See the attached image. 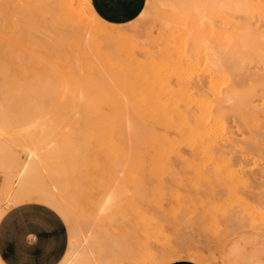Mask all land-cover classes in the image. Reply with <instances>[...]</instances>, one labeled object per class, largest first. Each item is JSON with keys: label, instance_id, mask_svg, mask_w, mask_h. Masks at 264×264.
Listing matches in <instances>:
<instances>
[{"label": "rangeland", "instance_id": "obj_1", "mask_svg": "<svg viewBox=\"0 0 264 264\" xmlns=\"http://www.w3.org/2000/svg\"><path fill=\"white\" fill-rule=\"evenodd\" d=\"M258 2L264 4V0ZM39 3L40 0H0V105L8 102L14 104L11 108L16 112L27 107L37 116L51 115L58 119L56 130L61 146L72 151V156L66 152L68 157L57 159V175L74 184L70 193L59 190L65 202L67 196L70 198L66 203L71 212V221H66L70 243L75 242L71 228L82 234V238L87 232L83 239L96 246L97 252L104 253L102 243L109 238L111 242H120L121 247L108 242L110 247L113 244L116 247H112L115 253L112 248L105 250L110 264L113 261L112 264L138 261L144 264L143 259L148 260L151 255L147 264L155 262L151 259L156 254L177 249L202 254L211 264H264V59L253 56L249 63L238 65V71L230 63L221 71L213 70L206 61L205 49L198 48L194 36L184 32L185 27L177 28L182 25L178 18L175 25L179 24L171 30L163 21L140 17L133 24L129 22L132 28L126 35L131 39L122 38L117 47L118 60L124 57L128 61L127 64L125 59L116 60L118 70L122 68L126 72L123 86L120 80L114 81L119 84H115L116 91L120 88L123 104L113 107L90 102V107L72 106V95L76 93L111 91L103 88L94 91L97 84L103 87L108 82L92 81L85 69L90 66L88 63L100 62L102 69H109L103 71H112L114 65L103 67L101 63H108V59L109 63L115 62L117 58H113L115 52L112 55L110 45L103 44L105 37L101 32L96 47L89 45V50L84 46L88 51L83 49V53L74 49L78 48L74 42L81 39L68 38L67 43L56 40L64 26L67 30L98 29V19L89 0L82 1L71 15L58 13L51 18L40 9ZM205 27L207 32L211 30ZM259 32L264 36L263 26ZM260 39L253 52L263 50ZM96 52L108 56L97 59ZM99 65L94 68L101 70ZM253 88L257 92L250 93ZM230 92L234 96L227 101ZM134 97L138 103L132 101ZM20 158L24 155L20 154ZM1 180L0 173V183ZM109 188L115 191L112 195L116 202L111 216L103 221L98 216L97 203ZM103 228L109 229L113 236L109 232L104 238ZM231 239L244 241L241 255L235 258L226 252ZM117 249L122 252L118 253L120 256Z\"/></svg>", "mask_w": 264, "mask_h": 264}, {"label": "bare ground", "instance_id": "obj_2", "mask_svg": "<svg viewBox=\"0 0 264 264\" xmlns=\"http://www.w3.org/2000/svg\"><path fill=\"white\" fill-rule=\"evenodd\" d=\"M82 1H86V0H40L41 4L40 3L39 4L41 5V8H40V6H39V8L41 10L45 11L48 18L49 17L50 18L56 17V15L58 13H64V14H70L71 15L72 13L76 12V10L79 8L80 5H82L81 4ZM20 2L22 3V1H20ZM36 5H34V6H36ZM87 5H89V4H87ZM22 8H24V7H22ZM33 9L35 10L34 7H33ZM45 13H43V14H45ZM140 17L141 18L146 17L148 19L153 18V20H156L155 22L163 21V23H165V25L168 24L167 27H169V29L171 27V30L174 27L176 28V25H178L179 23L182 24V25H178L177 28L181 27V29L183 30L185 27L186 29L184 32L188 31V33L190 32V34L192 36H194L198 48H202V49L206 50V51L204 50V53H205L204 55L206 56V59H207L206 61L208 62L209 67L213 70L221 71L226 67L227 63L233 64V66L237 70L238 65L241 66L242 64L249 63L250 58L253 56L256 57L258 60L264 59V51H263L264 50V36L260 35L261 32H259V28L261 26L264 27V4L258 2V0H147L146 6H145L144 10L142 11V13L139 15L138 19H141ZM177 18L180 21L178 24L175 25V21H177ZM97 19H98V22H97L98 23V25H97L98 29L79 30L77 28V30H78L77 31L75 29H68L67 30V29H65V26H64V28L62 29V33L57 35L58 39H56V40L61 41V42L62 41L65 42L66 40H68V38H71V39L73 38L74 40L75 39H77V40L81 39V42L80 41L74 42V44L78 47V48H74V49L81 50V52H82V50L85 48L84 46H86L85 49H89V48H87V46H89V45L95 46L94 44H96L97 37L99 36L98 33L101 32L103 34V36L105 37V39L103 37H101V38H103V42L105 40V43H103V44L106 45L107 47H108V45H110L109 47H111V48H109V50L112 51V55H113V52H115V54L113 55V58H117V59H115V62L109 63V59H108V63H104V62L101 63V65H103V67H105V64L109 65L110 68H111V66L114 65L113 67H115L114 68L115 70L113 69L112 71H103V70H109V69H107V67H105V69H102L99 65L100 62H98V63L96 62V64L99 65V68H101V70L94 68V66H98V65H96V64L93 65V64H89V63L87 65H90V66L87 69H85V72L88 74V78L91 77L92 81L93 80L99 81V79H100V81L102 80V81L108 82V84L102 85L103 87H100L99 84H97V86H95L93 88V90L103 88V89L111 90V91H109V92L105 91L104 92V90H103V92H100L101 91L100 90L99 93H96L97 91L91 92V93H89V92H87V93H76V94L72 95V100L70 99L72 101V103H71L72 106H77V107L81 106L83 108L84 106H88V104L90 102H91V104L93 103V105H97V106L104 104V103H108V105H112V106L113 105L118 106V105L123 104L124 99H122L123 96H122V94H120L122 92L118 93L120 88H119L118 92L116 91L117 90L116 88L119 84L114 83V81L117 82L118 80H120V84H122V86H123L122 80L126 76L125 75L126 72L123 73L122 68L120 70H118L119 65L117 63L120 60V58H122V57H120L118 60L119 53L117 52V50H118L117 47L120 46V40H122V38H128L129 37L128 34H127L128 36L126 35V31L129 32L128 30L129 29L131 30L132 26L131 27H129V26L131 24H133V21L130 22L131 24L128 23V25H127V23H123V24L108 23L98 16H97ZM136 20H137V18H136ZM49 24L52 26H59L58 23H56V22H49ZM153 24H156V23H153ZM50 25L48 27H50ZM157 25H159V24H157ZM220 25H221V28L218 27ZM137 26H138V24H137ZM139 27H140V25H139ZM162 27L165 28L166 30H169L165 26H162ZM204 27L207 29L209 28L211 30L209 32H207L206 29H205L206 31L204 30ZM57 30H60V29H57ZM140 30H141V28H140ZM166 30H165V32H166ZM51 32H53V31H51ZM59 32H57V33H59ZM131 34H134V33L132 32ZM138 34H140V33L138 32ZM54 35H56V34H54ZM134 35H136V34H134ZM258 37L262 38V40L260 39L261 44H262L260 47H261V50L262 49L263 50L260 53H256V52L252 51L256 48L255 45H258L257 44L258 42H256ZM85 38H86V40H84ZM129 38L131 39V37H129ZM130 39H129V41H130ZM136 39H137V37H136ZM82 40L86 41V43L84 42V44H83ZM65 43H67V42H65ZM74 44H72V45H74ZM196 44H193L195 46V48L197 47ZM111 45L114 46V48L115 47L116 48L115 49L112 48ZM103 48H104V46H103ZM103 48H102V50H103ZM257 48H259V47H257ZM109 50H105V51H109ZM66 51H68V50H66ZM85 51H88V50H85ZM120 51H122V50H120ZM92 53H94V52H92ZM89 54H91V53H89ZM107 54L108 53H106V55ZM123 54H124V52H123ZM195 54H197V53H195ZM70 55H71V53H70ZM94 55H96L95 57L97 59L98 58H100V59L106 58L105 57L106 55L104 56L102 53H99V52H96ZM160 55H159V57H160ZM78 57H80V56L78 55ZM81 57H82V55H81ZM89 57L90 56H88V58ZM92 57H93V55H92ZM92 57H91V59H92ZM75 58H76V56H75ZM82 58L84 59V57H82ZM82 58L81 59L78 58V59L83 60ZM185 58H184V60H185ZM110 59L112 61V58H110ZM122 59H125V58L123 57ZM72 60H74V59H72ZM116 60H118V61L116 62ZM126 61L127 60L125 59V62ZM77 62H79V61H77ZM93 62H95V61H92V63ZM105 62H107V61H105ZM81 63H84V62L81 61ZM81 63H79V64H81ZM75 64H77V66H78V63H75ZM84 64L86 65V63H84ZM127 64H128V61H127ZM170 66H171V64H170ZM81 67H82V64H81ZM127 67L129 68V65ZM77 68H76V70L79 71ZM177 68H178V66H177ZM120 71L123 74H121ZM127 71H128V69H127ZM248 71H249V69H248ZM81 72L82 71H80L79 74H81ZM85 72H84V74H85ZM119 73L121 75H123V78L121 76H119L120 75ZM181 73H183V72H181ZM208 73H210V72H208ZM225 73H227V72L225 71ZM246 73H244V74H246ZM136 74H138V73H136ZM139 74H138V76H140ZM129 75L130 74H128V76ZM138 76H137V78H139ZM119 77L122 79H119ZM217 77H220V76H217ZM77 78H79V77L77 76ZM77 78H75V80H77ZM212 78H213V76H212ZM126 80L127 79H125L124 81L126 82ZM69 81H71L70 78H69ZM81 81H83V80L81 79ZM121 81H122V83H121ZM250 81H251V79H250ZM77 82H78V80H77ZM208 82H210V81H208ZM235 82H236V80H235ZM251 82L248 85H251ZM66 83H68V82H66ZM73 83H71V84H73ZM80 83L83 85L85 84L82 82H80ZM126 83H128V81ZM137 83H138V81H137ZM208 84H210V83H208ZM65 85H67V84H65ZM127 85H129V83ZM127 85L125 86L126 88H127ZM263 85H261L262 88H263ZM222 86H224V85H222ZM66 87H68V86H66ZM69 87H70V85H69ZM71 88H72V86L68 89V91ZM75 88H76V86H75ZM126 88H125V90L127 91ZM141 88H143V87H141ZM80 89H84V88L82 87ZM85 89H84V91H85ZM88 89H89V86H88ZM88 89L86 91H88ZM220 89H222V88H220ZM253 90L256 91V88L251 89L250 93H254ZM130 91H131V89H130ZM240 91H241V89H240ZM261 91H263V90L261 89ZM70 92H71V90H70ZM75 92H77V89L75 90ZM242 92L243 91H241V93ZM171 93H173V92H171ZM178 94H179V92H178ZM209 94H210V91H209ZM136 95H137V93H136ZM195 96H197V95H195ZM198 96H199V94H198ZM201 96H203V93ZM233 96H234L233 92H230L228 95H226L227 101L228 100L231 101L233 99ZM249 96L250 95H248V97ZM160 97H161V95H160ZM189 98H190V96H189ZM203 98H201V99L203 100ZM135 99H136V97H134L133 100L132 99L131 100L133 102H135V101H137V99L136 100ZM162 99H164V98H162ZM166 99H168L167 96H166ZM186 99H187V97H186ZM150 100H151V98H150ZM183 100H184V98H183ZM153 101H155V100H153ZM172 101H174V100H172ZM139 102H140V100H139ZM178 102H180V101L178 100ZM137 103H138V101H137ZM137 103H135L134 105H136ZM213 103L215 104L216 102H213ZM263 103L264 102H262V104ZM52 104H49V105H52ZM235 104H237V103L235 102ZM12 105L14 106V104H10L8 102H6L5 105H0V173L2 174V180L0 183V217L2 216V214L5 212V210L11 204H15V203L21 202L23 200H31V199L35 200L36 199L38 201H41L45 204L50 205L54 209H56L61 214V216L65 219V221H67V222L71 221L70 208L66 204V203H69L68 199L70 201V198H68L69 196H67L66 197L67 199L65 202L64 201L65 199L62 196H60L61 194L59 193V190L64 189V190H67V193H70V189L72 186H74V184L68 183L63 178H60L57 175V171H59V170H57V159L60 156H63V157L59 158L60 160H61V158L68 157V155L72 156V151H71L70 147H69L70 149H68L67 147L61 146L62 143H61V141L57 135V130H56L58 119H56L55 116H51V115H45L44 117H41L38 114L39 116H37V114L32 113L30 108L28 109L27 107L22 108L20 111L18 110L16 112V110H14L15 108L14 109L11 108ZM44 105H46V104H44ZM90 105L88 107H90ZM176 105H177V103H176ZM182 105H183V103H182ZM192 105L193 104H191V106ZM216 105H218V104H216ZM39 106H40V104H39ZM200 106L201 105L199 104L198 107H200ZM109 107H111V106H109ZM215 107H217V106H215ZM253 107L255 108V106H253ZM192 108H194V107H192ZM216 109H218V108H216ZM39 110H37V111H39ZM256 110H257V108H256ZM39 112H37V113H39ZM165 113H166V111H165ZM167 130H168V128H167ZM165 131H166V129H165ZM158 132H159V130H158ZM180 132H182V131L180 130ZM164 136H166V135H164ZM222 143H224V142H222ZM224 145H226V144H224ZM70 151H71V153L69 154ZM66 152L68 155L66 154ZM20 154L24 155V158L21 159ZM64 162H66V161H64ZM62 164H63V162H62ZM60 169H61V167H60ZM64 169H63V171H64ZM75 187H74V189L77 188V187L76 188ZM72 190H73V187H72ZM109 190L110 191H108L105 195H102V197L98 198V203H97V205H98L97 206L98 207V216L102 217L103 221L105 218L111 216V213H113L112 208L114 207V204L116 202V199H114L115 195H112V193H114L115 191L113 190L111 192L110 188H109ZM65 195H67V194H65ZM75 201L78 203L77 200H75ZM103 223L104 222H102V224ZM103 227H105V226L103 225ZM71 229H70V231L73 234V239H75V242L70 243L68 252H67V254H66V256H65V258L61 264H110L108 262L109 259L106 258L107 252H105V250L107 251V249H109V251H112V250L114 251L115 249H113L112 247L116 248L115 245H116V243H118V241L116 243L111 242L112 240L109 238L107 240L108 242L111 240L110 243H115V245L113 244L112 247H110L111 244H109L108 242L105 243L103 241L102 247L104 248L103 250H104L105 255H102L104 253L97 252L95 250L96 246L94 248L93 244L84 241L83 238L85 237V234H87V232L84 233L83 231H81L84 233L83 238H82L81 237L82 234L77 232L75 229L74 230L72 229L73 231ZM105 230L108 231L107 234H106ZM109 232H111L109 229L103 228V231H102L103 237L104 236L106 237V235H108ZM92 233H93V230L91 232V236H92ZM88 234H90V233H88ZM112 234L113 233L111 232L110 237L113 236ZM85 239H87V238H85ZM129 243H127V244L129 245ZM118 244L116 246L121 247L120 244L119 245ZM111 248H112V250H111ZM128 248H130V247L128 246ZM226 248H227V246H226ZM121 249H123V248H121ZM121 249L119 248V250H121ZM119 250L117 249V252H116V254L118 256H120L119 254H122V252L121 251L119 252ZM126 252H128V250H126ZM109 253H111V252H109ZM114 253H115V251H114ZM131 253H132V250H131ZM134 253H133V255H134ZM116 254H114V255H116ZM135 256H137V255H135ZM149 256L150 257L148 258V260L146 258L142 257V258L146 259V260L143 259V261H142V262H144V264H146L147 261H150V258L152 256L151 255H149ZM108 257H109V255H108ZM122 257H123V255H122ZM124 257H127V255ZM137 257H140V255ZM177 258H185V259L189 258V259H193V260H195L201 264H211V262L206 257H204L202 254L193 252V251L188 250V249H177V250H173V251L161 254V255L156 254L155 259H153V258L151 259L152 261H155V262H150V263L148 262V263L149 264H166V263H168L174 259H177ZM134 259H135V257H134ZM135 260L137 261V258ZM113 262H111V264ZM117 262L119 263V261H117ZM138 263L140 264L141 261H138ZM0 264H2L1 261H0Z\"/></svg>", "mask_w": 264, "mask_h": 264}, {"label": "crops", "instance_id": "obj_3", "mask_svg": "<svg viewBox=\"0 0 264 264\" xmlns=\"http://www.w3.org/2000/svg\"><path fill=\"white\" fill-rule=\"evenodd\" d=\"M93 11L108 23H129L142 13L147 0H89ZM12 205V206H11ZM0 217L2 264H61L69 246L65 219L48 204L23 200L11 204ZM243 239L231 240L226 248L231 258L241 255ZM166 264H201L177 258Z\"/></svg>", "mask_w": 264, "mask_h": 264}]
</instances>
